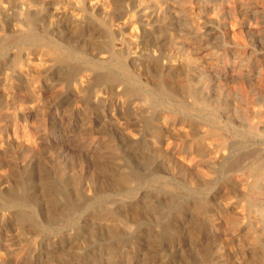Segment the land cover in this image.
<instances>
[{
	"label": "rangeland",
	"instance_id": "1",
	"mask_svg": "<svg viewBox=\"0 0 264 264\" xmlns=\"http://www.w3.org/2000/svg\"><path fill=\"white\" fill-rule=\"evenodd\" d=\"M2 43L0 264H264V0H0Z\"/></svg>",
	"mask_w": 264,
	"mask_h": 264
},
{
	"label": "bare ground",
	"instance_id": "2",
	"mask_svg": "<svg viewBox=\"0 0 264 264\" xmlns=\"http://www.w3.org/2000/svg\"><path fill=\"white\" fill-rule=\"evenodd\" d=\"M28 42H32L36 45H40V46H45L51 53L52 55L55 57V60L57 62H63L64 60L68 59V58H73L76 56L75 53L73 52H69L65 49H63L58 43L56 42H48L46 40H44L43 38H39V37H35V36H29L28 37ZM3 49H5V46L4 44H0V53L3 52ZM72 60V59H71ZM66 62V61H65ZM93 64L97 65L96 62H92ZM120 70L124 76V80L125 82L129 83L130 85H132V88L131 89H125L126 92H129L131 94L134 93V91L136 90L135 86H137L138 83V79L135 78L130 72L129 70L124 67V66H120ZM106 80L108 82H111V83H115V82H118L116 77L111 74V75H108L106 77ZM159 90L161 91V93L163 95H168L170 93V90L167 89L163 84H160L159 85ZM198 91V89H197ZM138 92V91H137ZM191 92V91H190ZM136 93V92H135ZM184 93V92H183ZM190 94V93H189ZM139 95V98L144 101L145 103H147L148 105L152 106V107H156L157 104H159V102H157L154 98V96L148 92L147 90H144L142 92H139L138 93ZM191 97V96H190ZM202 97V96H200ZM192 99H193V96H192ZM203 102V101H202ZM201 104V103H200ZM203 106V105H202ZM162 107V106H161ZM183 106H180V108H182ZM199 116V115H198ZM202 120V119H200ZM204 122H206L209 126H210V129H211V133L212 134H219L221 129L217 126L216 124V120L215 119H205ZM203 123V121H202ZM201 123V124H202ZM235 129V132H237V134H241L243 135V130L241 131V129H239L238 127H234ZM222 132V131H221ZM245 133V132H244ZM251 136V135H250ZM264 162V161H263ZM263 162H260V163H252V164H248L246 169L248 170V172L250 173V175H252L253 177H256L258 179L259 175H260V172H262V169L264 168V164ZM246 163V162H245ZM229 166H234V165H229ZM237 166V164H236ZM243 166V165H242ZM231 168V167H229ZM245 168V167H244ZM233 170V169H232ZM244 171V170H243ZM263 176V175H262ZM258 181V180H257ZM256 182V181H255ZM254 185V184H253ZM253 190V189H252ZM262 190V189H261ZM256 194V193H255ZM263 201V200H261ZM259 202V201H258Z\"/></svg>",
	"mask_w": 264,
	"mask_h": 264
}]
</instances>
